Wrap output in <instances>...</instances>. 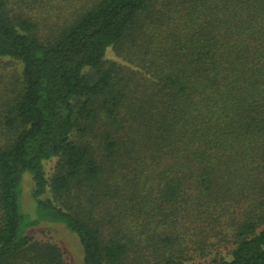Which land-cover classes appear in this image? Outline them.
Returning <instances> with one entry per match:
<instances>
[{
  "label": "trees",
  "instance_id": "16d2710c",
  "mask_svg": "<svg viewBox=\"0 0 264 264\" xmlns=\"http://www.w3.org/2000/svg\"><path fill=\"white\" fill-rule=\"evenodd\" d=\"M21 1L0 0V264H69L26 230L24 173L83 264H264V0Z\"/></svg>",
  "mask_w": 264,
  "mask_h": 264
},
{
  "label": "rangeland",
  "instance_id": "374dc122",
  "mask_svg": "<svg viewBox=\"0 0 264 264\" xmlns=\"http://www.w3.org/2000/svg\"><path fill=\"white\" fill-rule=\"evenodd\" d=\"M11 5L17 9L20 5L25 6L26 9L30 6L32 9L36 7L33 1L31 3H26V1L22 3L21 0H17L16 4L12 3ZM115 56L117 54L112 52L108 55V59L114 60L116 59ZM18 68V63L8 59H0V108L6 109L11 104L14 92H16V88L19 85ZM32 188L33 181L30 174L24 173L20 184L19 203L24 215V221L28 224L26 230L31 231L30 234L35 235L38 240L56 243L65 252L69 264H83V252L76 234L70 232L64 224L58 222L50 223L40 216L36 201L31 194ZM29 222L34 224L30 225Z\"/></svg>",
  "mask_w": 264,
  "mask_h": 264
}]
</instances>
